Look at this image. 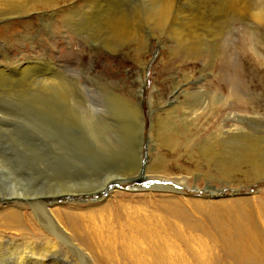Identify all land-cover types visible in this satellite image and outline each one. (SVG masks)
Instances as JSON below:
<instances>
[{
	"label": "rangeland",
	"instance_id": "1",
	"mask_svg": "<svg viewBox=\"0 0 264 264\" xmlns=\"http://www.w3.org/2000/svg\"><path fill=\"white\" fill-rule=\"evenodd\" d=\"M146 1L77 0L73 5V0H0V192H3V195L0 194V206L12 199H31L6 194L30 186L34 180L38 182L34 187L44 191L47 183L52 181L75 182L83 178L78 162L91 151V143L84 138L89 133L86 129H62L57 123L59 116L47 113L43 106L42 86L47 58L56 65L54 72L59 73L61 78L65 77L69 87L73 85L78 91L81 101L73 102L78 117L112 121L119 116L115 107L117 99L123 105V117H136L129 107L134 105L139 108L141 97L147 137L155 138L152 122H167V131L171 133V125L178 130L173 132L174 138L163 142L151 154L161 156V168L165 172L189 177L181 190L182 199L210 198L213 194L231 196L238 192L254 195L262 187L264 190V181L246 166V175L240 173L237 180L230 177L234 181L225 184L226 177L216 168L217 162L205 156L208 151L214 156H222L221 151L201 150V144L206 139L213 142L214 138H218L220 130L217 128L228 121L227 112L235 81L238 87L235 90V111L239 114L238 125L243 131L240 130L242 139L239 141L246 142L247 136H251L255 143L259 142L264 147V0H251L252 6L260 8L261 19H244L238 15L232 18L234 22H226L224 33L214 39L210 37L211 30L209 32L204 25H200L198 32L209 36L204 35L201 45L190 48L186 46L187 40L174 38L167 28L150 29L149 25H142L151 13ZM51 11H57V14L48 19L46 14ZM117 16H121L120 20L126 18L137 27L126 39L117 38L104 25L107 17ZM48 29L53 36L48 35ZM191 75L205 81L211 91L209 95H222V101L216 104L206 100L208 107L200 109L194 124H190L181 108L176 110L175 115L163 109L176 104V100L168 102V96L173 94L174 85L184 83ZM151 100L156 106L154 112ZM177 138L185 143L193 138L194 150H189L188 146L173 148L172 141ZM215 148L221 149V146L216 144ZM144 149L150 151V145L146 143ZM260 149L257 146V150ZM254 156L257 155L254 153ZM68 170L71 175H67ZM94 176L76 186L88 188L98 185L101 180H93ZM146 182L142 180L133 182L130 187H115L125 193L120 199L138 204L148 197L138 193L136 186H144ZM68 198H78V203L86 204L88 198L96 199V194ZM156 198L154 205L149 202L139 205L156 210L163 218L175 220L174 213L169 211L172 206L159 203ZM61 200L54 203L68 202ZM79 209L87 212L90 208L81 205ZM191 213L194 219L206 221L201 213L194 210ZM99 222L103 229H107L115 221L111 216L106 223ZM118 224L115 222L113 225ZM0 225V235L12 236L15 240L25 239L19 230ZM50 237L55 241L58 239L52 234ZM9 245L6 242L3 245L6 248L1 246L3 261L9 259L6 250Z\"/></svg>",
	"mask_w": 264,
	"mask_h": 264
},
{
	"label": "bare ground",
	"instance_id": "2",
	"mask_svg": "<svg viewBox=\"0 0 264 264\" xmlns=\"http://www.w3.org/2000/svg\"><path fill=\"white\" fill-rule=\"evenodd\" d=\"M76 2L77 0H73V5ZM146 2L151 13L142 25H149L150 29L167 28L174 38L187 40L188 48L203 43L205 33L198 32L200 25L210 29V37L214 39L224 33L226 22L235 21L232 18L239 15L244 19L258 20L262 13L260 8L252 6L251 0ZM53 14H57V11L47 13V18L50 19ZM119 18L121 16L107 17L104 25L117 38L126 39L137 27L126 21V18ZM48 35L53 36L49 29ZM55 66L51 60L45 59L43 106L47 113L53 112L59 116L57 123L62 129H86L89 134L84 138L91 143L92 148L85 159L78 162L83 175L81 180H55L47 183L44 191L34 187L38 183L34 180L33 183L30 182V186L6 194L27 196L31 199H12L0 206V223L7 228L19 230L25 237L24 240H15L12 236L0 235V249L6 242L10 243L6 249L9 253L7 262L2 260L0 250V264H264L263 187L254 195H241L238 192L231 196L218 197L213 194L210 198L182 199L181 190L189 177L165 172L161 168V156L151 154L163 142L174 138L173 132L178 130L171 125V133L167 131V122H152L151 127L158 129L154 128V139L147 137L141 97L139 108L134 105L129 107L134 110L136 117L122 116L123 105L119 99L115 106L119 116L112 121L78 117L73 102L79 103L81 97L73 85L69 87L65 77L61 78L59 73L54 72ZM231 66H234L233 59ZM201 80L191 75L184 83L174 85V92L168 96L167 101L176 100V104L167 109L163 108L164 111L175 115L176 110L181 108L190 124H194L201 113L200 109L208 107L206 100L213 104L221 102L222 95H209L211 91L207 89L205 81ZM232 80L234 81L233 78ZM236 82L232 86L227 123L217 128L220 130L218 138H214L213 142L206 139L201 144L202 151H221L222 156H214L211 151L205 156L208 160L217 162L216 168L226 177L224 183L227 185L234 181L230 177L237 180L240 173L246 175L244 166L249 167L252 174L264 181V147L259 142L255 143L251 136H247L246 142L239 141L242 139V128L238 125L239 114L235 111V90H238ZM72 98L75 100L72 101ZM151 106L152 112L156 111L152 100ZM193 141L191 138L185 143L177 138L171 145L173 148L188 146L189 150H194ZM146 143L150 145L148 152L144 149ZM216 144L221 149H216ZM257 146L262 150L258 151ZM66 173L71 175L70 170ZM91 175H95L93 180H101L98 185L88 188L76 186ZM142 180H147L146 184L136 186V191L144 193L148 198L140 203L149 202L154 205L157 197L159 203L172 206L169 211L174 213L175 220L163 218L156 210H150L139 205L140 203L131 204L119 198L125 193L117 190L115 185L130 187L134 185L133 182ZM159 192L169 193L159 195ZM87 193L96 194V199L88 198L86 204H82L76 201L78 198H68ZM0 194L3 195V192ZM61 199L68 202L54 203ZM81 205H87L89 211L81 212ZM193 210L201 213L208 223L194 219L191 213ZM121 212L123 214L118 215ZM111 216L112 221L119 224L114 226L115 222H112V226L103 229L98 222L106 223ZM50 234L55 235L59 241L53 240ZM16 241L18 243L15 245Z\"/></svg>",
	"mask_w": 264,
	"mask_h": 264
}]
</instances>
